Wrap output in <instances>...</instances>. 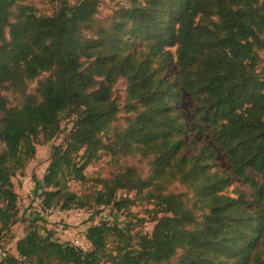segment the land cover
<instances>
[{
    "label": "trees",
    "instance_id": "1",
    "mask_svg": "<svg viewBox=\"0 0 264 264\" xmlns=\"http://www.w3.org/2000/svg\"><path fill=\"white\" fill-rule=\"evenodd\" d=\"M50 1L40 15L0 0V232L17 222L11 180L68 117L41 181L32 177L41 210L129 213L141 200L153 227L101 222L83 251L35 220L0 264H264V0H127L105 24L99 0ZM119 81L126 119L115 130ZM187 101L189 120L178 108ZM103 154L118 172L77 194L70 184L91 182L85 171ZM127 159L146 161V176L118 165Z\"/></svg>",
    "mask_w": 264,
    "mask_h": 264
},
{
    "label": "rangeland",
    "instance_id": "2",
    "mask_svg": "<svg viewBox=\"0 0 264 264\" xmlns=\"http://www.w3.org/2000/svg\"><path fill=\"white\" fill-rule=\"evenodd\" d=\"M23 3L29 4L35 8L40 15H50L54 10V5L50 0H22ZM70 4H73L75 0H68ZM100 6L97 14L98 24H105L103 21L109 19L116 9L119 7L128 6L127 0H99ZM174 52V50L172 49ZM175 70L170 72V75H174ZM47 77V74L41 75L38 80H43ZM36 87V82L30 84L28 91L30 93ZM114 97L120 105V112L117 115L116 121L113 123V128L119 130L124 126L126 115L123 113L122 106L125 97V84L123 81H119L114 87ZM1 95L7 99V102L11 106L20 104V96L11 90H2ZM192 107V103L187 101L180 105L178 108L183 112L186 118H191L189 110ZM74 117H68L61 123V132L50 142L44 145L36 146V153L34 158L27 164L23 176L17 175L11 181L14 185V191L17 194V210L18 215L16 217V223L13 224L9 230L0 232V252H6L9 254H15L14 244L18 239L24 235V231L27 225L31 221H37L36 225L41 235H46L50 232L54 239L61 243H70L83 251H88L90 246L84 240V235L90 226L98 225L101 222H108L110 224H117L121 228H127L130 234L136 232L150 234L153 223L150 221L151 216L149 210L152 206L148 205L144 201H137L135 205L130 207L129 213L116 212L110 207H92L90 209H72L70 211H58L54 210L48 216H41L37 211L39 209L37 200L39 193L35 190V185L32 181V177L41 181L46 168L49 164V157L53 146L62 144L66 135L72 128ZM200 137V136H199ZM201 141H204L201 140ZM3 146L0 144V150ZM217 161L222 169L228 170V164L223 156H218ZM121 166H133L135 167L143 177L146 176L148 166L146 161L141 159H127L119 161ZM119 167L115 161L105 154L95 163L91 164L85 171L86 175L90 178L91 182L86 185L80 186L78 183H71L70 187L77 194L91 193L99 187L94 182L95 179L108 178L110 175L118 172ZM233 187H238L247 193L249 190L246 186L240 185L238 182L234 183ZM172 191L179 192L183 189L175 184ZM125 195V194H124ZM123 195V196H124ZM133 197V193L129 195ZM51 217V222L47 221L48 217ZM39 219V220H38Z\"/></svg>",
    "mask_w": 264,
    "mask_h": 264
},
{
    "label": "built area",
    "instance_id": "3",
    "mask_svg": "<svg viewBox=\"0 0 264 264\" xmlns=\"http://www.w3.org/2000/svg\"><path fill=\"white\" fill-rule=\"evenodd\" d=\"M40 202H41V199L40 198H38V200H37V203H38V206H39V209H38V213L42 216H48V215H50L51 213H52V211L51 210H49V211H42L41 210V208H40ZM5 258V253L4 252H0V261H2L3 259Z\"/></svg>",
    "mask_w": 264,
    "mask_h": 264
},
{
    "label": "crops",
    "instance_id": "4",
    "mask_svg": "<svg viewBox=\"0 0 264 264\" xmlns=\"http://www.w3.org/2000/svg\"><path fill=\"white\" fill-rule=\"evenodd\" d=\"M51 217H52V216H50V217L47 218V221H48V222H51ZM84 240H85V242L87 243V245L90 246L89 243L86 241L85 237H84Z\"/></svg>",
    "mask_w": 264,
    "mask_h": 264
}]
</instances>
